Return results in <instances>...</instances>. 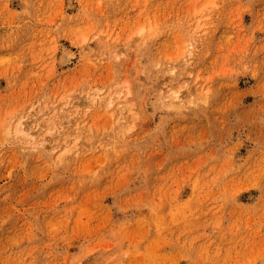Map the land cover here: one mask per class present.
I'll return each mask as SVG.
<instances>
[{"label":"rangeland","instance_id":"rangeland-1","mask_svg":"<svg viewBox=\"0 0 264 264\" xmlns=\"http://www.w3.org/2000/svg\"><path fill=\"white\" fill-rule=\"evenodd\" d=\"M0 264H264V0H0Z\"/></svg>","mask_w":264,"mask_h":264},{"label":"bare ground","instance_id":"bare-ground-1","mask_svg":"<svg viewBox=\"0 0 264 264\" xmlns=\"http://www.w3.org/2000/svg\"><path fill=\"white\" fill-rule=\"evenodd\" d=\"M139 31H141V30H139ZM144 34V33H143ZM63 46V45H62ZM62 46H60L61 47V49H62V51H60V52H62V53H60L61 54V56L60 57H62L64 60H66V59H68L69 58V56L68 55H70L71 56V54H69L70 52H68L69 50H67V49H65L64 48V46H63V48H62ZM67 48V47H66ZM58 57H59V54H58ZM60 59V58H59ZM62 60V59H61ZM63 61V60H62ZM63 63V62H62Z\"/></svg>","mask_w":264,"mask_h":264}]
</instances>
